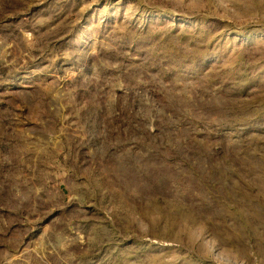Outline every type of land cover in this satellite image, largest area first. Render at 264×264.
Returning a JSON list of instances; mask_svg holds the SVG:
<instances>
[{
	"label": "rangeland",
	"instance_id": "374dc122",
	"mask_svg": "<svg viewBox=\"0 0 264 264\" xmlns=\"http://www.w3.org/2000/svg\"><path fill=\"white\" fill-rule=\"evenodd\" d=\"M0 264H264V0H0Z\"/></svg>",
	"mask_w": 264,
	"mask_h": 264
}]
</instances>
